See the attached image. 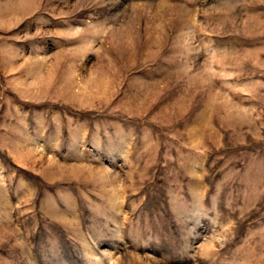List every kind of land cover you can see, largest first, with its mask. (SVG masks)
<instances>
[{"label": "rangeland", "instance_id": "rangeland-1", "mask_svg": "<svg viewBox=\"0 0 264 264\" xmlns=\"http://www.w3.org/2000/svg\"><path fill=\"white\" fill-rule=\"evenodd\" d=\"M0 264H264V0H0Z\"/></svg>", "mask_w": 264, "mask_h": 264}]
</instances>
